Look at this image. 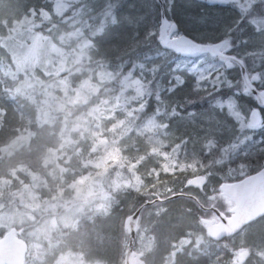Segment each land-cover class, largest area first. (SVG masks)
I'll list each match as a JSON object with an SVG mask.
<instances>
[{
    "label": "trees",
    "instance_id": "1",
    "mask_svg": "<svg viewBox=\"0 0 264 264\" xmlns=\"http://www.w3.org/2000/svg\"><path fill=\"white\" fill-rule=\"evenodd\" d=\"M9 1L12 0H0L1 9L2 6L6 7V3ZM18 1L19 4H24V7L22 11L17 12L26 14L29 7H32L37 13L41 10L40 8L46 7V4L49 3V0ZM82 1H73L69 9L75 10ZM252 2L253 0L249 1L242 17L237 20L236 8L232 4L221 1L163 0L161 6L158 0H97L95 10L90 13V17H92L93 29L100 27V30L95 34L96 53L93 61L91 62L89 59L88 63L90 65L93 63L103 65L105 71L109 72L110 79L99 87L98 94L92 96L89 102L99 103L101 97L110 100L120 89L123 77L131 74L133 77L140 78L143 85H146V89L144 102L139 110L132 115L133 120L127 122L128 125H123L124 133L161 110L163 104L170 98L178 113L185 114L189 111L209 108L212 104L210 100L212 95L210 94L214 92L229 94L232 88H220L214 91L209 86L215 75L214 72L197 82L195 73L187 66L181 68L177 66L179 59L185 58V56L160 46L158 41L160 11L162 9L168 20L177 24L176 16L183 17L185 16L183 13L202 20H228L230 17L234 21L230 22L229 26L234 28L230 30L229 34L227 30H224L214 38L206 40L194 38V40L206 43L227 40L231 42L230 46L235 48L236 32L241 25L240 21H250L264 16V0L255 3V7H252L251 12H249L248 9ZM69 12L67 9L61 16H65ZM1 15L0 11V25L4 16ZM19 15L23 16L24 14ZM61 16H57L56 19ZM141 20L145 21L143 25ZM177 26L178 33L193 37L191 32L186 31L187 29L193 30L192 25H190L192 27L184 26V31H181L179 25ZM226 52L241 57L231 50ZM203 56L209 59L213 58L209 54H203ZM187 59L193 61L197 58L187 57ZM242 59L246 71L256 73L258 76V79L253 82L255 87L263 90L264 50L263 53L246 54L242 56ZM258 61L257 67L252 65ZM224 69L227 72L233 70L235 80L239 79L238 86L243 87L236 64ZM23 80V75L16 71V66L11 59L0 52V146L9 144L19 135L16 131L17 128L21 132H24L25 129L35 131L37 135L31 140V143L21 139L22 142L16 147L17 150L13 157L14 160L32 167V161L40 148L44 129L37 127L38 105L31 102L32 98L28 96L29 90L22 86ZM220 95L222 96V94ZM244 97L250 106H257L250 93L244 94ZM260 112L262 115L261 123L250 129L251 134L242 146L243 151L237 152L235 159L221 161L217 154L204 155L195 168L166 174L164 180L171 184L170 189L166 192L154 195L148 190H133L127 203L120 201L111 203L110 210L119 213V222L117 229L110 234L101 237L96 235V221L102 223L104 217L92 215L90 218L84 215L85 217H79L76 230L70 228L58 230V232L53 233V240L59 241L60 236L64 237V241H67L65 243L67 250L77 249L81 251L85 260H97L103 264H123L125 244L128 240L123 221L126 216L143 205L139 215L138 232L146 228L147 234L152 236L153 243L151 250L145 252L143 256L146 264H212L214 260L223 261L226 257L229 259L227 254L230 255V248L235 247L232 241L229 242L241 230L221 240H214L207 234L200 218L213 216V212L208 208L210 206L228 213V198L219 192L220 183L239 180L264 166V108H261ZM108 122L111 123V121ZM7 159L5 157L4 160H0V174H6L5 161ZM238 164L245 166L243 173L239 172ZM206 171L209 172V175L206 176L207 181L203 187L199 188L187 182L196 173L205 174ZM161 184L162 182H158L153 189ZM211 188L213 191L210 190ZM180 191L193 195L196 200L187 196L166 199ZM158 197L163 199L145 204ZM0 202L4 204L0 211L10 210L6 200L0 198ZM200 205L207 208L203 209ZM263 220L264 215L243 228L254 226ZM259 225L261 226V224ZM259 225L256 226L257 229L255 230L256 239L260 238L258 236ZM22 226L30 229L28 225L23 224ZM74 241L77 243V248ZM252 241H246L245 244L251 250L262 253L254 256L251 263L245 260L241 264H264L263 261L259 260V257L264 255V243L259 240ZM225 242L228 244L225 245Z\"/></svg>",
    "mask_w": 264,
    "mask_h": 264
},
{
    "label": "rangeland",
    "instance_id": "2",
    "mask_svg": "<svg viewBox=\"0 0 264 264\" xmlns=\"http://www.w3.org/2000/svg\"><path fill=\"white\" fill-rule=\"evenodd\" d=\"M73 1L77 2L79 0H49L46 7L40 8L41 10L37 13L32 7H29L27 14L17 12L22 11L24 7V4H19L18 0L9 1L6 3V7L2 6V9L0 6L1 16L4 15L2 17L3 23L1 22L0 25V52L11 59L16 66V71L23 75L22 86L29 90L28 96L34 98L38 106H40V101L43 98V85L40 81L47 82L56 79L53 74L57 71H59V78L68 77V82L72 87H76L84 78H88L91 81V85H88L89 90L92 86H102L110 79V74L105 71L103 65L99 63L90 65L88 63L89 59L91 62L93 61L96 53L95 34L100 30V27L93 29L92 17H90V13L95 10L97 0H83L75 10L69 9ZM213 1L232 4L238 13V20L242 17L250 0ZM67 9L70 12L65 16H61ZM183 14L185 15L183 17L176 16L178 24L175 23L179 25L181 31L185 30L184 26H193V30H186L192 33L193 37L190 36V38L193 40L194 38L205 40L214 38L224 30H227L229 34L230 30L234 28L229 26L230 22L234 21L230 17H228V20L214 21L212 19H196L187 13ZM57 16L61 17L56 19ZM141 21L143 25L145 21ZM236 33L235 48H232L230 46L231 42L227 43V40L219 41L222 42L223 51L230 49L232 52H236L241 55L238 58L242 61V56L246 54L263 53L264 16L241 23ZM258 63L259 61L252 65L257 67ZM68 65H71V68L67 71L60 70L62 66L67 67ZM177 66L179 68L187 66L195 73L197 82L214 72L215 75L209 85L214 91L228 87L232 89L229 94L221 92L222 96L215 92L210 94L212 95L210 99L212 104L209 108H201L199 111H189L185 114L178 113L170 98L163 104L161 110L127 131L119 141L118 147L123 155L127 157L128 163L123 169H113V182L114 184L127 182L130 186L114 193V199L110 201V207L117 201L127 203L133 190H148L154 195L166 192L171 187V184L164 180L166 174L182 169L195 168L204 155L217 154L221 161L235 159L237 152L243 151L242 146L251 134L250 129L258 126L251 127L249 125V114L254 107L250 106L244 97L247 92L244 89L243 81V87L238 86L239 79L235 80L233 70L225 71L224 68L228 65L224 62L217 58L214 59V57L209 59L202 55L193 61L187 59V57L181 58L177 62ZM77 67L81 69L79 73L74 71ZM247 73L249 77L255 76L258 79L256 73L251 71H247ZM145 89L146 85H143L140 78L133 77L131 74L124 76L120 89L110 100H107L108 110L113 112L115 117L123 122V125H128L127 122L133 120L132 115L139 110L144 102ZM41 116H43V112H41ZM21 142L22 140L16 142V147ZM116 155L118 153L114 154L113 158H116ZM237 166L240 173L245 171L244 165L238 164ZM197 175L207 176L209 172L206 171L205 174L199 172L193 176ZM141 180H143V183H141ZM158 182H162V184L153 189ZM210 190L213 191L212 188ZM219 192L224 195L220 189ZM226 198H228V213L226 214H229L234 203L228 196ZM10 210L0 211V237L9 230H14L16 237L22 241L26 253L22 264H37L33 257L35 237L30 235V229L23 227V224L8 222L6 214ZM76 215L78 217L85 215L90 218L92 215L104 217L102 223L96 221L95 231L98 237L112 233L113 230L117 229L119 222V213L111 212V210L105 215L104 213L96 214L85 209L84 212ZM203 218L209 219L210 216H203L200 220L202 221ZM263 222L264 220L254 226L243 228L229 242L232 241L235 246L230 248V255L227 254L229 259L226 257L223 261L214 260L212 264H233L234 260L236 264H241L245 260L251 263L254 260L253 257L262 252L251 250L245 242L259 240L264 243ZM257 225L260 226L259 239H256L255 233ZM253 227L256 228L253 229ZM62 229L64 228L61 226L59 230ZM138 229L139 224H137L132 248L141 253L143 258L145 252L152 248V236L147 234L146 228L141 229L140 232H138ZM60 237L59 241L53 240L55 247L60 251H69L65 247L67 241H64V237ZM74 244L76 247V241H74ZM227 244L228 242H225V245ZM127 246L128 240L125 249ZM244 250H247L246 254ZM70 251L82 254L77 249ZM241 255H243V258ZM82 257V264H103L97 260H85L83 255ZM259 260L264 262V255L259 257Z\"/></svg>",
    "mask_w": 264,
    "mask_h": 264
},
{
    "label": "clouds",
    "instance_id": "3",
    "mask_svg": "<svg viewBox=\"0 0 264 264\" xmlns=\"http://www.w3.org/2000/svg\"><path fill=\"white\" fill-rule=\"evenodd\" d=\"M69 68L71 65L60 70ZM74 71L79 73L81 69ZM53 75L56 79L40 81L43 98L37 107V127L44 132L33 166L13 157L16 141L31 143L35 131L21 132L17 128L19 135L0 146V160L8 158L6 174H0V198L10 206L6 214L9 223L30 227L37 264H82V254L55 247L53 233L61 226L76 230V214L85 209L107 215L114 193L130 186L113 182V169H123L128 163L118 147L125 133L123 122L108 110L105 98L101 97L99 103L89 102L98 94V85L89 90L91 81L84 78L72 87L68 77L59 78V71ZM31 102L36 103L34 98ZM130 219L126 218L125 223Z\"/></svg>",
    "mask_w": 264,
    "mask_h": 264
},
{
    "label": "water",
    "instance_id": "4",
    "mask_svg": "<svg viewBox=\"0 0 264 264\" xmlns=\"http://www.w3.org/2000/svg\"><path fill=\"white\" fill-rule=\"evenodd\" d=\"M162 6V0H158ZM177 34V35H174ZM158 41L160 46L171 49L182 56L199 58L203 54H209L216 57L226 65L236 64L244 89L250 93L256 101L257 107H254L249 114V125L255 127L262 121L260 108H264V89L259 90L255 87L253 81L257 80L255 76L249 77L243 61L238 56L227 53L222 49V42L200 43L190 37L178 33V27L175 22H171L165 16L163 10L160 11L158 24ZM188 183L193 186L202 187L206 183L204 175H197L189 178ZM221 192L233 201L230 213L226 214L216 207H208L214 214L212 218H203L207 234L214 240H221L227 236L239 232L245 225L264 215V166L254 173H251L236 181H225L219 184ZM178 196H187L196 200L191 194L182 192L172 194L166 199H172ZM163 198H155L156 202ZM203 209L207 207H203ZM140 207L126 216L123 227L129 234L128 246L124 251L123 264H146L141 253L132 248V242L135 238V232L138 224ZM25 257V250L22 241L16 237L14 230H9L0 237V264H22ZM243 258V255H241Z\"/></svg>",
    "mask_w": 264,
    "mask_h": 264
},
{
    "label": "snow or ice",
    "instance_id": "5",
    "mask_svg": "<svg viewBox=\"0 0 264 264\" xmlns=\"http://www.w3.org/2000/svg\"><path fill=\"white\" fill-rule=\"evenodd\" d=\"M258 2H262V0H253V2H252V5H251V7H249V9H248V11L249 12H251V10H252V7H255V3H258ZM245 21H240V23H244ZM250 26H251V24H250ZM257 31H259V30H257ZM227 43H230V41H226ZM245 42H247V41H245ZM229 51H230V49H229ZM239 59V58H238ZM191 74V73H190ZM257 83H259V81H256ZM237 94H239V93H237Z\"/></svg>",
    "mask_w": 264,
    "mask_h": 264
},
{
    "label": "bare ground",
    "instance_id": "6",
    "mask_svg": "<svg viewBox=\"0 0 264 264\" xmlns=\"http://www.w3.org/2000/svg\"><path fill=\"white\" fill-rule=\"evenodd\" d=\"M162 1H163V0H162ZM180 192H181V191H180ZM186 198H187V197H186ZM197 199H198V198H197ZM145 204H147V202H146ZM142 206H143V205L139 206V207H140V210H141ZM139 207H138V208H139Z\"/></svg>",
    "mask_w": 264,
    "mask_h": 264
},
{
    "label": "flooded vegetation",
    "instance_id": "7",
    "mask_svg": "<svg viewBox=\"0 0 264 264\" xmlns=\"http://www.w3.org/2000/svg\"><path fill=\"white\" fill-rule=\"evenodd\" d=\"M212 217H214V214H213V216ZM212 217H210V218H212ZM25 255H26V253H25Z\"/></svg>",
    "mask_w": 264,
    "mask_h": 264
}]
</instances>
